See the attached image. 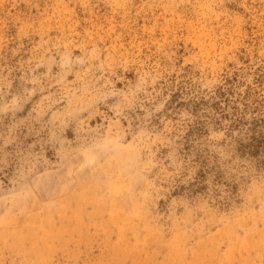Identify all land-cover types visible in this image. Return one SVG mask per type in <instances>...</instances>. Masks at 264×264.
I'll return each instance as SVG.
<instances>
[{
    "label": "rangeland",
    "instance_id": "obj_1",
    "mask_svg": "<svg viewBox=\"0 0 264 264\" xmlns=\"http://www.w3.org/2000/svg\"><path fill=\"white\" fill-rule=\"evenodd\" d=\"M0 264H264V0H0Z\"/></svg>",
    "mask_w": 264,
    "mask_h": 264
},
{
    "label": "trees",
    "instance_id": "obj_2",
    "mask_svg": "<svg viewBox=\"0 0 264 264\" xmlns=\"http://www.w3.org/2000/svg\"><path fill=\"white\" fill-rule=\"evenodd\" d=\"M231 80H234V78L225 77L224 82L220 83L213 90H211L207 97L204 95L191 96L190 94L188 95L187 91L186 93H183L182 86H179L169 94V98L167 99V107H171L172 109H180L184 107L189 109L190 112L195 116V118L187 124L185 134L182 136L184 142L187 144L190 142L192 144L193 141L198 139L200 133L204 131V121L199 120L196 113L198 112L199 108L207 104H210V106H212L214 110L220 114V116L227 115V113H225V106L227 107L229 104H231L234 110L232 112V125L235 126L241 122V116L237 111L238 109L236 100L232 99L234 92L229 85L232 82ZM184 94H186V96H182ZM252 138L253 136L251 137V140ZM188 145L186 148H188ZM246 147L248 151H253L256 145L250 141Z\"/></svg>",
    "mask_w": 264,
    "mask_h": 264
}]
</instances>
